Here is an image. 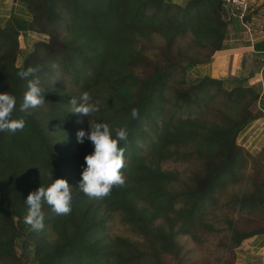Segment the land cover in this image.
Here are the masks:
<instances>
[{
    "label": "trees",
    "instance_id": "obj_1",
    "mask_svg": "<svg viewBox=\"0 0 264 264\" xmlns=\"http://www.w3.org/2000/svg\"><path fill=\"white\" fill-rule=\"evenodd\" d=\"M22 1L30 20L0 26V94L14 95L13 119L26 120L23 131L0 132V264H185V240L199 247L211 237L235 254L264 234L238 227L240 214L264 215V185L241 184L249 159L264 161V147L252 156L237 144L257 117L252 73L217 80L188 72L223 49L228 13L220 0ZM30 33L46 39L17 67L19 38ZM255 48L263 51L264 41ZM30 67L47 103L25 115L28 80L19 73ZM84 92L99 102L90 117L71 113L70 101ZM96 122L107 123L113 137L118 127L129 132L120 144L126 184L102 199L78 189L94 147L78 143L77 132ZM166 161L199 170L182 179L161 168ZM55 179L73 188L72 212L56 215L44 204V229L33 231L25 200ZM115 213L138 242L105 233Z\"/></svg>",
    "mask_w": 264,
    "mask_h": 264
},
{
    "label": "clouds",
    "instance_id": "obj_2",
    "mask_svg": "<svg viewBox=\"0 0 264 264\" xmlns=\"http://www.w3.org/2000/svg\"><path fill=\"white\" fill-rule=\"evenodd\" d=\"M56 67V65H53ZM38 69L28 68L21 71V79H27V90L20 105V111L25 115H31V110L44 108L46 105L45 93L47 90L41 85ZM34 77L33 79H28ZM17 98L10 93L0 94V132L16 133L23 131L26 127L24 118L13 119L16 110ZM71 113L90 117L100 111L99 102H93L88 92L81 94L79 102L74 97L70 101ZM133 119L139 118V110L132 109ZM129 132L127 128L115 129V137L107 123L90 124V132L80 130L77 132V142L83 144L85 140L91 141L94 152L85 157L87 165L82 172V179L78 189L89 198L102 199L111 195L114 187L126 184L123 169L126 166L125 151L121 142H127ZM72 190L66 179H55L54 183L45 188L41 186L38 190L31 192L25 203L28 207L25 222L33 231L44 229L45 213L43 205L47 204L56 215H70L72 212Z\"/></svg>",
    "mask_w": 264,
    "mask_h": 264
},
{
    "label": "crops",
    "instance_id": "obj_3",
    "mask_svg": "<svg viewBox=\"0 0 264 264\" xmlns=\"http://www.w3.org/2000/svg\"><path fill=\"white\" fill-rule=\"evenodd\" d=\"M163 1L184 6L190 0ZM248 3L250 11L244 19L247 28L224 5L228 13V26L223 49L216 52L208 63L191 68L189 75L191 78L207 76L226 80L252 73L248 85L258 94L254 105L257 117L240 133L238 141L241 144L238 145L249 154H257L264 147V50L257 51L255 46L264 41V0H248ZM13 17L25 21L31 18L22 0H0V26H5ZM236 253L235 264H264V234L244 240Z\"/></svg>",
    "mask_w": 264,
    "mask_h": 264
},
{
    "label": "rangeland",
    "instance_id": "obj_4",
    "mask_svg": "<svg viewBox=\"0 0 264 264\" xmlns=\"http://www.w3.org/2000/svg\"><path fill=\"white\" fill-rule=\"evenodd\" d=\"M34 35V34H33ZM27 39H29V43H27ZM46 37L35 34L32 38V34L27 38L24 36H20L19 38V50L17 57L15 59V65L17 67L22 66L23 60L27 57L33 50L34 43L44 40ZM159 39V38H158ZM156 44L161 43L159 40L155 41ZM188 45V44H187ZM184 48L189 46L184 45ZM199 58L203 57V54L197 53ZM185 63V62H184ZM190 71V70H189ZM188 71V72H189ZM253 112L255 109L253 107ZM237 144H241L237 140ZM255 156L256 154H251ZM161 168L164 171H175L179 173L180 178L186 179L190 175L198 172L199 168L195 164L189 163H179V162H171L166 161L161 164ZM243 173L241 176V181H244L242 184L243 188L249 187L247 181H254L261 187L264 185V161L256 160V162L249 159L246 167L243 169ZM227 198V197H226ZM240 218L238 221V227L241 231L245 233L253 232L257 229H264V215L259 216H250L248 213L240 214ZM26 232V230H25ZM109 237H122L127 238L130 241L138 242L140 237L132 232L130 226L125 225L120 215L115 213L112 215L110 222L107 225V230L105 232ZM185 247L187 254L188 263L185 264H235L236 263V249L235 254L230 252H224L221 249V245L218 246V240L213 238H208L204 241L202 246L196 247L191 241L185 240ZM17 254H22V249L20 247L16 248ZM28 256L31 255L32 251L28 250Z\"/></svg>",
    "mask_w": 264,
    "mask_h": 264
},
{
    "label": "built area",
    "instance_id": "obj_5",
    "mask_svg": "<svg viewBox=\"0 0 264 264\" xmlns=\"http://www.w3.org/2000/svg\"><path fill=\"white\" fill-rule=\"evenodd\" d=\"M230 11H233L241 23L247 28L244 21L246 15L250 11L248 0H220Z\"/></svg>",
    "mask_w": 264,
    "mask_h": 264
}]
</instances>
